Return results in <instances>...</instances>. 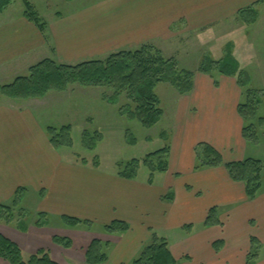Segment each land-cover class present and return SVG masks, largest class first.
Instances as JSON below:
<instances>
[{
  "label": "crops",
  "instance_id": "crops-1",
  "mask_svg": "<svg viewBox=\"0 0 264 264\" xmlns=\"http://www.w3.org/2000/svg\"><path fill=\"white\" fill-rule=\"evenodd\" d=\"M256 2L104 0L68 15L55 14L44 33L22 10L7 14L10 4L0 13V82L6 85L27 75L44 59L76 65L166 41L178 26L185 32L206 30L237 19L240 10ZM2 99L0 204L10 203L23 189L25 216L19 225L0 224V236L25 256L43 250L57 264H87L85 250L97 240L108 246L102 264H130L156 234L166 240L176 264H247L254 248L258 255L252 264H264V189L249 201L244 184L232 181L223 166L194 170L199 143L210 145L224 163L264 157V130L256 144L242 136L244 122L237 107L243 90L234 77L195 73L192 90L176 99L167 169L157 172L160 181L106 174L65 161L40 117L25 104L29 101ZM212 208H217L219 223L204 226ZM39 213L56 222L36 226ZM65 217L90 222V229L67 226ZM115 221L129 229L105 233L103 228ZM54 238L70 241V247ZM251 240L258 245L252 247ZM0 264L8 262L0 258Z\"/></svg>",
  "mask_w": 264,
  "mask_h": 264
},
{
  "label": "trees",
  "instance_id": "trees-1",
  "mask_svg": "<svg viewBox=\"0 0 264 264\" xmlns=\"http://www.w3.org/2000/svg\"><path fill=\"white\" fill-rule=\"evenodd\" d=\"M12 0H0V13H2ZM24 17L34 23L40 32L46 31L47 23L39 22V18L32 13V7L24 2ZM248 14V18H245ZM237 19L245 24L254 23L256 12L253 5L240 10ZM213 67L218 75L234 77L238 87L242 90L248 86L247 75L238 71V65L231 58L222 61L211 62L207 58L202 60L197 73L210 74ZM195 71L180 69L173 59H166L153 43H145L133 50L118 51L109 54L104 60L94 59L84 61L76 65L57 63L52 59H44L29 68L27 75L17 77L12 83L0 86V96L10 100H29L42 98L48 91H62L68 85L78 84L83 87H93L111 90V95L103 97L110 103H116L125 93L128 100L126 106L120 107V111L127 109L129 116L137 120L142 127L152 128L162 117L160 99L155 93L157 85L163 83L174 88L178 95L188 94L192 90ZM217 82H215L216 84ZM245 99L239 103L237 111L244 122L242 129L243 138L252 144H256L264 130V117L257 115L258 106L262 96L257 97L253 89H247ZM46 132L50 143L54 148L70 147V128L64 126L59 130L48 127ZM85 136V133L83 134ZM97 137V136H96ZM167 147L151 153L142 161L153 172H164L167 169ZM152 160H156L155 164ZM155 165V166H154ZM139 162L133 160L120 173L126 178H133L132 173L137 170ZM223 166L230 179L241 182L245 186V196L252 201L262 190L264 178V157L260 159H244L241 162L224 163L221 155L210 145L199 143L195 148L194 170ZM156 167V168H155ZM23 189H18L11 201L12 206L20 203ZM10 208L0 204V224L10 225L3 219L9 217ZM6 214V215H5ZM47 216L39 213L35 225L42 227L47 224ZM65 224L70 227L79 225L90 229V222L80 221L74 218H63ZM217 208L210 209L204 226L218 224ZM128 226L119 221L105 226L103 231L107 234H121L128 230ZM54 242L66 248L70 247V241L54 238ZM252 247L257 246L255 240H251ZM107 248L108 246L105 245ZM257 249L247 257V264H252L257 259ZM0 258L8 264H57L52 261L48 252L40 250L36 254L25 256L21 250L0 236ZM87 264H102L106 261L104 245L97 240L91 241L85 250ZM130 264H176L172 257L166 240L153 234L149 243L146 244L139 255Z\"/></svg>",
  "mask_w": 264,
  "mask_h": 264
},
{
  "label": "rangeland",
  "instance_id": "rangeland-1",
  "mask_svg": "<svg viewBox=\"0 0 264 264\" xmlns=\"http://www.w3.org/2000/svg\"><path fill=\"white\" fill-rule=\"evenodd\" d=\"M103 1L12 0L7 14L14 15L21 10L25 11L24 2H27L32 7L34 16L39 18L38 21L47 23L57 13L68 15ZM253 8L256 12L254 23L245 24L239 19H231L195 32H185L183 27L178 26L172 31L174 36L166 41L153 42V45L164 58L175 60L180 69L195 73L205 58L215 63L231 58L238 65V71L245 73L248 77L246 80H249L248 86L243 89L242 101L245 99L244 93L249 88L261 98L264 91V0H257ZM248 16L245 14L244 17L248 18ZM108 56L109 54L100 59L104 60ZM210 71L213 74L217 73L215 67ZM0 86H4L2 82ZM155 93L160 99L163 115L150 129L142 127L137 120L130 117L127 109L121 113L120 107L126 106L128 102L125 93L116 103L108 102L103 97L112 94L108 88L99 89L72 84L62 91H48L42 98L27 99L30 103L24 101L35 110L46 128L59 130L69 126L71 146L60 147L59 151L65 161L106 174H120L127 164L137 160L139 166L132 173L133 175L160 181L161 177H158V173L150 170L152 166H145L142 161L147 155L165 147L169 150L174 127L172 113L176 109L174 107L179 95L174 88L163 83L157 85ZM3 100L0 96L1 103L5 102ZM259 114H264L262 101L258 106L257 115ZM155 161L152 160L154 164ZM262 189H264V178ZM169 191L173 196V189ZM5 205L10 208V212L9 217L3 220L10 225L18 224L25 216L24 208L20 203L16 206H12L11 202ZM26 217L32 219V213H27ZM47 222L53 224L56 221L48 218ZM170 239L173 240V237ZM106 250L104 245L105 254H107ZM260 255L264 256V247L260 249Z\"/></svg>",
  "mask_w": 264,
  "mask_h": 264
}]
</instances>
